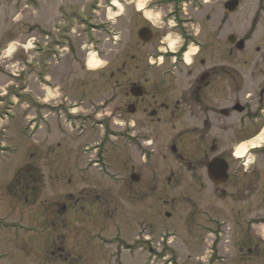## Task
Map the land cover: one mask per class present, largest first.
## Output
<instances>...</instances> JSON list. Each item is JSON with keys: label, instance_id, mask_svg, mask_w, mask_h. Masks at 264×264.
I'll return each mask as SVG.
<instances>
[{"label": "rangeland", "instance_id": "obj_1", "mask_svg": "<svg viewBox=\"0 0 264 264\" xmlns=\"http://www.w3.org/2000/svg\"><path fill=\"white\" fill-rule=\"evenodd\" d=\"M56 1L66 4L74 1L81 10L86 6L84 0H0V264H54V259L39 262L38 258L54 230L47 221L59 217V223L67 218V213L54 216L57 203L69 207L76 203L77 206L73 208V216L80 229L75 235L82 258L74 254V264H108L103 260L108 252H114L109 247L117 251L121 239L127 246L116 256L122 258L123 264H264V242L259 238H264V204L259 193L264 181V175H260L262 170L264 172V159L248 151L250 141L264 132V124L252 140L242 143L247 148L246 156L251 153L246 166L239 170L240 179L244 178L241 172L247 170L245 178L251 182L247 200L240 201L237 195H231L235 190L230 187H226L227 196L205 194L206 199H202L190 187L189 178L174 182L156 196L153 207L150 206L152 201L137 193H120L118 187L124 184L119 183L120 178L131 183V168L135 165L141 170L145 157L139 152L137 159H129V154L119 152L116 124L120 123L121 114L125 121H130L132 116L125 114L122 107L125 96L119 92L117 78H112L111 74H123L122 84L130 81L134 75L142 74V68H147L145 60L155 51L148 48L129 51L118 47L115 31L120 22L116 23L115 12L108 14L107 11L87 29L74 18V29L69 35H62L66 42L58 46L56 40H61L62 31L54 32V22L61 18L54 13ZM227 1L189 0L187 18L192 17V22L196 23L192 33L203 39L206 27L212 28L217 37L219 58L224 53L223 47L230 46L227 38L236 35L238 39L247 40L243 52L234 49L237 63L263 62L264 0H240L239 10L234 15L224 11ZM66 11L64 7L63 12ZM73 12L65 19L71 21ZM78 14L83 18L84 14ZM151 18L156 26H163L164 18ZM64 27L65 23H58L59 29ZM32 41L34 48L40 44V48L36 47L39 51L31 50ZM176 41L171 35L168 43L172 51L178 50ZM66 44L71 49L73 72L70 62L69 70L55 61L64 58L67 62L69 57L61 56ZM197 47L190 49L188 61L194 58ZM54 48L60 50V57L54 55ZM158 55L164 56L163 51ZM92 56L102 61V65L86 66ZM132 57L143 61V64L138 63L143 67L137 73ZM151 73L149 70L145 76ZM60 102L63 107L59 106ZM76 114L86 117L78 119ZM36 121L38 131L33 132L30 127ZM103 121L105 125L101 126ZM84 127L86 132L81 133ZM253 130L249 126L219 131V149L235 153L241 145L239 142ZM141 132L147 134V130ZM154 133L162 142V134ZM145 148L147 144L141 145L139 151L145 152ZM159 161L161 170L167 165L165 170L169 171L173 165L171 160ZM37 170L39 175H36ZM34 184L39 185L41 191H33ZM81 189H85L82 196L69 199V194L79 193ZM196 202L199 210L194 207ZM204 209H208L209 219L212 216L219 224L223 222L217 234H209L197 226L206 221ZM210 209H213L211 214ZM166 212L172 214L170 220L165 217ZM118 219L121 236L118 238L115 234V243L110 246L100 238L101 230ZM249 222L257 225L249 232L250 240L247 238ZM87 223L93 230L84 227Z\"/></svg>", "mask_w": 264, "mask_h": 264}, {"label": "flooded vegetation", "instance_id": "obj_2", "mask_svg": "<svg viewBox=\"0 0 264 264\" xmlns=\"http://www.w3.org/2000/svg\"><path fill=\"white\" fill-rule=\"evenodd\" d=\"M117 1L119 8H116L111 0H91L88 10L84 13L91 18L102 17L109 8L116 12L120 19L117 21V24L120 22V27L115 31L118 47L129 51L145 48L155 51L151 58L145 60L147 68H142V74L134 75L130 81L122 84L120 80L123 74H111L112 78H117L119 92L125 96L126 100L122 106L125 114L132 116L130 121H125L124 115L121 114L120 123L116 124L115 137L119 143V152L129 154V159H137L139 152L141 157L142 154L145 157L143 166H140L141 170L136 169L135 165L131 168V183L126 182V178L123 182L119 177V183L124 184L118 187V190L130 195L137 193L143 196V199L152 201L150 206L153 207L156 196L163 194L174 182L180 183L189 178L192 180L190 187L202 199H206L205 194L227 196L226 187L235 190L230 194L237 195L240 201L249 199L251 182L245 178L248 171L241 172L244 175L241 180L239 170L246 166L251 153L242 160H237L232 150L219 149L218 138L219 131L247 129L251 126L254 130L249 137L239 142L242 144L254 138L263 126L264 60H243L241 64L237 63L239 60L234 58L232 45H225L224 53L219 58L217 37L212 28L205 26L208 30L205 31L203 39L199 34L192 33L196 23L192 22V17L187 18L186 2L189 0ZM156 16L165 19L163 26H156L152 22L151 17ZM209 24L210 17L207 16V25ZM171 35L177 38V51H172L168 43ZM195 45L198 46L197 52L194 58L188 61L187 55ZM162 51L164 56L160 57L158 52ZM69 61L73 62L72 58H69ZM131 62L135 65V73L143 67L138 64H143L141 58L132 57ZM149 70L152 73L147 77L145 72ZM132 90L137 91L140 96L135 97ZM76 117L80 119L82 116L78 114ZM103 125L104 121L101 123V126ZM143 130H147V134L142 133ZM154 132L162 134V142H159L160 139ZM105 137L106 135L103 136ZM145 144L146 151H139V147ZM250 150L264 159V146L260 150ZM159 159H162V162L171 160V169L165 170V165L161 170ZM220 159L227 162L229 175L227 181L221 184L218 183ZM144 165H147V168ZM215 174L218 181L212 180ZM260 175H264L263 170ZM84 191L85 189H81L79 193L72 192L67 196L69 199L77 197L76 195L82 196ZM259 193L264 204V181ZM199 206L197 202L194 204L197 210ZM55 207V217L67 213V218H63L59 223V217L47 221L54 230L48 246L38 259L39 262L54 259V264H74V254L82 258L77 250L75 235L80 229L74 223L73 216V208L77 206L76 203L72 207L57 203ZM212 212L213 209H210V214ZM171 215L169 212L165 213L169 220ZM208 215V209H204L203 217L206 221L199 222L197 226L204 232L217 234L218 226L223 222L219 224L215 217L211 216L209 219ZM114 223L101 230L100 238L110 246L115 243V234H118V238L121 236L120 220ZM252 226L257 225L248 223V240L249 232H253ZM84 227L93 230L89 223ZM106 229L109 235H106ZM259 238L264 242V238ZM118 243L117 251L109 247L114 252H108L104 263L123 264L122 258H118L116 254L127 245L122 239Z\"/></svg>", "mask_w": 264, "mask_h": 264}, {"label": "water", "instance_id": "obj_3", "mask_svg": "<svg viewBox=\"0 0 264 264\" xmlns=\"http://www.w3.org/2000/svg\"><path fill=\"white\" fill-rule=\"evenodd\" d=\"M238 5H239V1L238 0H232V1L227 2L224 5V8H225V10L227 12H229V13L232 14V13H235L238 10ZM141 34H143V32ZM235 40H236L235 37H231L230 38V41L232 43H234ZM237 48L240 49V50H242L244 48V42L243 41H240L237 44ZM219 162H220V165H219V177H222V180L221 181H224L225 182L227 180V178H228V174H227V172H228V166L222 160H220Z\"/></svg>", "mask_w": 264, "mask_h": 264}, {"label": "bare ground", "instance_id": "obj_4", "mask_svg": "<svg viewBox=\"0 0 264 264\" xmlns=\"http://www.w3.org/2000/svg\"><path fill=\"white\" fill-rule=\"evenodd\" d=\"M115 5L117 6V3H115ZM94 61H96V58L94 56H92L89 60V67L91 63H93ZM264 132L255 140L250 141L251 142V148H258L260 147L263 143H264ZM244 144L239 145V147L236 149L235 151V156L236 158H244L246 153H247V148L243 146Z\"/></svg>", "mask_w": 264, "mask_h": 264}, {"label": "clouds", "instance_id": "obj_5", "mask_svg": "<svg viewBox=\"0 0 264 264\" xmlns=\"http://www.w3.org/2000/svg\"><path fill=\"white\" fill-rule=\"evenodd\" d=\"M102 61L96 60L93 63L90 64L91 67H99L102 65Z\"/></svg>", "mask_w": 264, "mask_h": 264}]
</instances>
